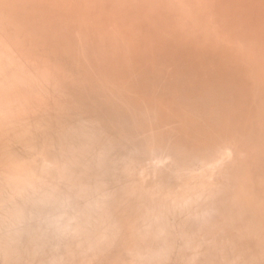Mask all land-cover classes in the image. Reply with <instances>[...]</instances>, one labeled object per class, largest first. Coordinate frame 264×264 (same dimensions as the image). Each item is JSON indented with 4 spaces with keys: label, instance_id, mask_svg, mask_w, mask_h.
Listing matches in <instances>:
<instances>
[{
    "label": "rangeland",
    "instance_id": "374dc122",
    "mask_svg": "<svg viewBox=\"0 0 264 264\" xmlns=\"http://www.w3.org/2000/svg\"><path fill=\"white\" fill-rule=\"evenodd\" d=\"M0 264H264V0H0Z\"/></svg>",
    "mask_w": 264,
    "mask_h": 264
}]
</instances>
